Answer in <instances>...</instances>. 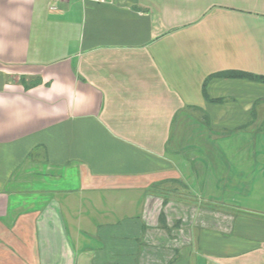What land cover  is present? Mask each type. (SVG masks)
<instances>
[{
	"label": "crops",
	"instance_id": "1",
	"mask_svg": "<svg viewBox=\"0 0 264 264\" xmlns=\"http://www.w3.org/2000/svg\"><path fill=\"white\" fill-rule=\"evenodd\" d=\"M232 71L264 76V0H0V264H137L161 213L169 264H264V84ZM178 179L242 211L149 193Z\"/></svg>",
	"mask_w": 264,
	"mask_h": 264
},
{
	"label": "rangeland",
	"instance_id": "2",
	"mask_svg": "<svg viewBox=\"0 0 264 264\" xmlns=\"http://www.w3.org/2000/svg\"><path fill=\"white\" fill-rule=\"evenodd\" d=\"M264 102V101H263ZM260 112V111H258ZM263 115V114H261ZM262 119H264L262 117ZM186 146H190V144H182L180 145L181 149H184ZM193 148L198 149L200 145L193 144ZM252 145H233L234 151L236 152H246L251 149ZM259 151H264V148L261 147V145H257ZM210 149L216 150L218 145L216 144H211L208 145ZM254 150V149H253ZM229 162V161H226ZM244 161L241 160V163ZM261 162V161H260ZM196 163V162H195ZM213 162L212 160H209V166L212 167ZM199 170V163L198 166L196 167ZM181 180V179H180ZM174 181V182H168L163 185L159 186H152L150 188L149 193L152 195H158L162 201H167V200H176L178 202H184L186 204H190L191 206V211H186L187 215L191 212L194 216H199V215H208V216H214V215H219L223 212H228L224 213L226 215H238V210L242 211V209L238 208H228V207H222L221 205L223 203H216L213 204V202L206 201L203 197L204 195L199 192V191H193L190 189L187 185L184 184V181ZM230 194V193H229ZM241 200L240 205L243 208L247 209H252V195L249 197L248 193H241L239 196ZM203 200V201H202ZM206 201V202H205ZM189 209V210H190ZM176 212H173L171 210V213L175 216L178 213L183 214L181 211L182 209L177 208ZM237 210V211H235ZM244 211V210H243ZM176 213V214H174ZM161 223L159 224L160 229L154 228V230L149 231V233L152 235L153 239L150 241V243L146 244L145 254L142 255V258L138 262V260L134 259V262L136 261L137 264H169L171 261H173L176 256L178 249L184 244H187L186 242L189 239L190 236V231L188 230V225L185 224L186 221L183 223L181 220H173L176 221L174 225L169 226L168 224L164 222V214L161 213ZM186 214V213H185ZM223 215V214H222ZM182 217H184L182 215ZM189 235V236H188ZM132 242H134L132 240ZM189 242V241H188ZM148 245V246H147ZM142 250V251H143ZM14 259V258H13ZM16 264H23L22 261L15 260Z\"/></svg>",
	"mask_w": 264,
	"mask_h": 264
},
{
	"label": "trees",
	"instance_id": "3",
	"mask_svg": "<svg viewBox=\"0 0 264 264\" xmlns=\"http://www.w3.org/2000/svg\"><path fill=\"white\" fill-rule=\"evenodd\" d=\"M220 77H226V78H240V79H247L253 82H258L264 84V76L261 75H254L246 72H240V71H232L224 74L218 75Z\"/></svg>",
	"mask_w": 264,
	"mask_h": 264
},
{
	"label": "built area",
	"instance_id": "4",
	"mask_svg": "<svg viewBox=\"0 0 264 264\" xmlns=\"http://www.w3.org/2000/svg\"><path fill=\"white\" fill-rule=\"evenodd\" d=\"M83 3H88V2H91V3H102L104 2L105 0H81Z\"/></svg>",
	"mask_w": 264,
	"mask_h": 264
}]
</instances>
